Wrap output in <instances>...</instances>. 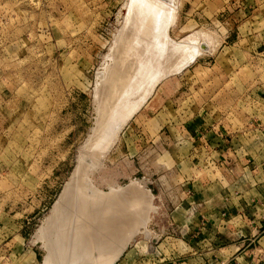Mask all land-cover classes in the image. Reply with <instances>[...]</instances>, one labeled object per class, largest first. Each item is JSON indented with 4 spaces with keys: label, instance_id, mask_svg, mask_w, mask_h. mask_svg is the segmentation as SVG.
<instances>
[{
    "label": "rangeland",
    "instance_id": "obj_1",
    "mask_svg": "<svg viewBox=\"0 0 264 264\" xmlns=\"http://www.w3.org/2000/svg\"><path fill=\"white\" fill-rule=\"evenodd\" d=\"M125 1L0 0V264L43 262L46 219L98 114L100 124L110 115L97 92L123 49ZM174 4L169 36L202 31L199 43L212 45L152 86L87 167L102 195L78 213L91 222L110 192L136 196L125 204L136 221L110 264H249L256 248L240 240L264 207L240 210L237 196L252 200L264 183V0Z\"/></svg>",
    "mask_w": 264,
    "mask_h": 264
},
{
    "label": "bare ground",
    "instance_id": "obj_2",
    "mask_svg": "<svg viewBox=\"0 0 264 264\" xmlns=\"http://www.w3.org/2000/svg\"><path fill=\"white\" fill-rule=\"evenodd\" d=\"M174 6V0H126L120 10L118 16L123 18L120 36L123 49L117 58L110 55L112 63L107 68L109 74L101 93L99 94V90L97 92V95L103 96V106L110 115L107 120L101 118L100 124L98 118L102 113L98 114V123L96 121L97 124L95 123L81 146L70 179L65 183L52 214L46 219L45 231L42 229L44 233L40 237L45 251L42 264H80L85 260L95 264L94 258L98 253L108 252L113 248H110L113 241L124 237L120 247L113 252L109 260L106 259L107 263L104 262L110 264L125 247L129 238L125 239L124 233L132 219H135L132 213L134 209L125 204L136 198L135 193L131 194L134 195L131 198L123 188L124 190H119L118 198L113 192L105 195V205L101 204V209L97 207V216L91 222L81 221L78 210L86 205L90 209L99 202L102 194L85 179L87 170L91 169L89 165L92 166L96 159L106 153L117 131L139 110L152 86L167 74L177 73L185 68L197 56L207 52L212 45L211 36L208 37V44L199 43L201 37L206 39V33L202 31L194 32L177 42L169 36V28L174 24L176 15ZM216 42L214 44H217ZM147 81L150 83L147 89L149 92L140 91L143 83ZM131 97L134 99L130 101ZM97 99V102L102 100ZM141 188L139 190H142ZM138 194L143 195V192Z\"/></svg>",
    "mask_w": 264,
    "mask_h": 264
},
{
    "label": "crops",
    "instance_id": "obj_3",
    "mask_svg": "<svg viewBox=\"0 0 264 264\" xmlns=\"http://www.w3.org/2000/svg\"><path fill=\"white\" fill-rule=\"evenodd\" d=\"M221 143V142H220ZM218 144L224 146L225 144ZM252 190H254V194L252 191L250 193L253 195L252 200H245V193L243 195H238L237 198L239 199V209H259V207H264V183L261 185L254 187ZM243 197V198H242ZM244 199V201H241ZM253 218L250 217L249 223H250V229L251 234L249 236H242L240 243L253 242V246L256 249L250 250V258H249V264H264V250H261V246L264 247V218ZM240 254L239 257H235V259H243L245 258L246 253H238ZM249 257V255H248ZM241 264V262H240Z\"/></svg>",
    "mask_w": 264,
    "mask_h": 264
}]
</instances>
